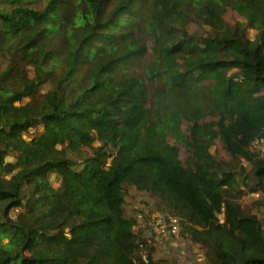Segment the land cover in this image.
<instances>
[{"label":"trees","instance_id":"1","mask_svg":"<svg viewBox=\"0 0 264 264\" xmlns=\"http://www.w3.org/2000/svg\"><path fill=\"white\" fill-rule=\"evenodd\" d=\"M37 4L0 0V264H158L127 187L207 264H264V0Z\"/></svg>","mask_w":264,"mask_h":264},{"label":"rangeland","instance_id":"2","mask_svg":"<svg viewBox=\"0 0 264 264\" xmlns=\"http://www.w3.org/2000/svg\"><path fill=\"white\" fill-rule=\"evenodd\" d=\"M43 4L44 0H38L37 8L40 9ZM223 18L230 25H234L237 22H243V19L235 11H228L226 14H224ZM246 37L250 40H253L255 37V32L249 30ZM0 62L5 63L6 61L5 59H0ZM3 65L4 64H0V70L3 68ZM202 84V86L205 87L211 85L210 83L206 82H202ZM262 93L263 91L256 96L261 95ZM185 127L186 125L182 124V132L185 131ZM168 142L174 145V140L171 137L168 138ZM178 148L179 157L181 160H184L186 152L182 146H178ZM251 149L259 151L261 156H264V152H262L263 148L257 141L252 144ZM210 152L218 161H229V158L224 152L219 141L215 142V145L210 149ZM9 160L11 161L10 158ZM51 180H54L53 177ZM53 186L57 187V184L53 182ZM20 194L24 195L26 194V191L22 190ZM157 201L158 200L153 199L144 192L136 191V189L133 187L126 188L125 203L123 206L124 214L126 217L135 218L137 216V223L134 227L136 231L138 229H143L145 231L152 219L148 215H142V210L147 209L151 211V213L161 212V208ZM240 205L244 210L250 211L261 218L264 214V195L258 190L247 193L246 190L243 189V194L240 198ZM19 211V209H16L12 214L14 215V213H18ZM219 219L220 222L223 221V216L220 215ZM148 238L149 243L147 242V245H151L155 248L153 259L158 262V264H207L204 258V250L189 240L182 239L179 236L176 238L164 239H154L153 237ZM145 254L146 252L143 251V253H140V256Z\"/></svg>","mask_w":264,"mask_h":264},{"label":"built area","instance_id":"3","mask_svg":"<svg viewBox=\"0 0 264 264\" xmlns=\"http://www.w3.org/2000/svg\"><path fill=\"white\" fill-rule=\"evenodd\" d=\"M258 143H260L263 148L262 152H264V144L261 142ZM142 215H148L152 218L148 227L144 231L146 237H153L154 239H164L176 238L177 236H179L180 224L177 217L165 212L151 213V211L147 209L142 210ZM135 219L137 221V216L135 217ZM147 242L149 243V238L147 239Z\"/></svg>","mask_w":264,"mask_h":264}]
</instances>
